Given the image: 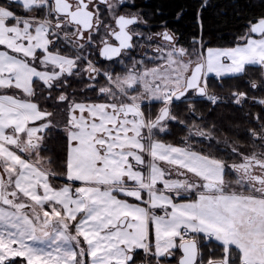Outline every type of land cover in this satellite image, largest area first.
<instances>
[{
  "label": "snow or ice",
  "instance_id": "snow-or-ice-1",
  "mask_svg": "<svg viewBox=\"0 0 264 264\" xmlns=\"http://www.w3.org/2000/svg\"><path fill=\"white\" fill-rule=\"evenodd\" d=\"M123 3L0 0V264H136L138 250L156 264L178 251L176 264H205L201 240L222 249L207 264H264V118L253 117L260 123L258 131L248 129L249 153L229 146L239 162L228 164L190 140L214 139V126L188 125L172 114L177 101L219 102L208 90L210 75L239 77L259 67L260 82L248 83L264 90V16L249 21L232 47L205 49L194 38L188 49L167 29L134 31L146 22L118 14ZM142 38L154 55L136 59L130 53L144 47ZM92 48L124 73L97 68L88 59ZM85 73L107 81L86 85L103 102L62 91ZM53 91L67 112L61 173L42 155L55 125L38 97L53 99ZM231 96L237 105L252 99L264 106L246 92ZM144 101L163 105L154 118ZM188 110L194 114V104ZM169 121L188 128L180 145L157 138ZM61 177L66 182L55 185Z\"/></svg>",
  "mask_w": 264,
  "mask_h": 264
},
{
  "label": "trees",
  "instance_id": "trees-1",
  "mask_svg": "<svg viewBox=\"0 0 264 264\" xmlns=\"http://www.w3.org/2000/svg\"><path fill=\"white\" fill-rule=\"evenodd\" d=\"M4 2L7 3V0ZM138 2L156 23H165L166 26L173 28L181 43L190 45L194 38H200L206 48L234 46L237 38L247 31L249 21L264 16V0H138ZM251 80L260 82V74L252 77L247 70L246 75L239 77L219 79L210 76L208 79L210 92L222 96L224 100L216 105L204 99L193 103L184 100L173 106L172 114L185 120L188 125L214 126V139L190 136L195 150L211 152L228 164L239 162V157L230 152L229 146L238 144L239 150L245 153L252 150V138L248 134V129L259 130L260 121L254 120L253 117L259 114L264 118V106L252 99H246L242 105H237L231 96V93L236 91L246 92L249 98L263 99L264 90H253L248 83ZM189 103L195 106L194 114L188 110ZM161 106L162 104L156 103L146 106L145 109L147 113L150 111L154 118ZM188 134L187 127L169 121L168 131L158 135L164 142L181 144L182 138ZM225 140L228 141L227 146ZM65 144L64 137H51L49 149L56 152L54 158H57L55 161L57 160L59 164L63 163ZM201 247L205 263L209 259L220 258L222 249L217 243L201 240ZM142 259L144 253L138 250L136 264H140Z\"/></svg>",
  "mask_w": 264,
  "mask_h": 264
},
{
  "label": "flooded vegetation",
  "instance_id": "flooded-vegetation-1",
  "mask_svg": "<svg viewBox=\"0 0 264 264\" xmlns=\"http://www.w3.org/2000/svg\"><path fill=\"white\" fill-rule=\"evenodd\" d=\"M114 2L119 4L120 0H114ZM117 13L118 14H126V15L138 14L139 17L141 18V20L145 21L146 23H138L134 27V31H140V32L144 33L145 36L150 35V34H155L158 32H162L165 29H167L168 31H170L171 33H173L177 37V46L178 47H184V48H188V49H191L193 47L192 44L186 45V44L181 43V41H180L179 37L177 36L175 30L173 28H171L170 26H166L165 23H162V24L156 23L151 17H149L145 13L144 7L138 2V0H124L123 5L119 6L117 8ZM108 22L109 21L107 19H105V23H108ZM96 39L98 41L99 36H97ZM195 39L201 40L200 38H195ZM139 43L143 44L144 47L143 48L137 47L134 51H132L130 53V55L132 57H135L136 59H141L145 52H147L148 56L154 55L151 48L148 47L149 42L146 39H143V38L140 39ZM152 47H155L154 43L152 44ZM204 48L206 49V47H204ZM91 52L93 53L92 55H88L87 51L84 54L88 55V59L93 61V63L95 64V66L97 68L101 69L102 71L112 72L113 74H123L124 73L125 68L123 65H121L119 63H113L111 61H108V60L100 57L98 54H95L96 53L95 48H92ZM146 63H147V61H146ZM125 64H127L130 67L131 61L126 59ZM84 66H85L84 63L82 62L81 67H84ZM147 66L152 67L153 65L151 63H148ZM247 70L249 71V76H252V77L258 76L260 74L259 71H261V69L259 67H252V66L248 67ZM210 76H214V75H210ZM90 83H96L97 88H98L100 86H104L107 83V81L104 79L103 76L97 77L96 81H90L87 78V73L83 74L79 78H76V100L81 99V98L87 99V100H95V99H99V98L100 99L104 98L102 96H99L97 92H95L89 88H86V85H88ZM208 90L210 92L209 86H208ZM218 96L220 97L219 101L224 100V98L222 96H220V95H218ZM199 99H204V98H200V97L190 98L188 101H191L193 103ZM204 100H206V99H204ZM177 102H179V101H177ZM177 102H175L173 104V106L176 105ZM156 103H160V102L159 101H144L143 102V108H144L146 114H147V110L145 109V107L155 105ZM173 106H172V110H173ZM193 131H195V130L193 129ZM192 136H194V135H192ZM193 147H194V145H193ZM206 242H208V241H206ZM211 242H213V241H211ZM201 251H202V247H201ZM175 259H177V257H175Z\"/></svg>",
  "mask_w": 264,
  "mask_h": 264
},
{
  "label": "rangeland",
  "instance_id": "rangeland-1",
  "mask_svg": "<svg viewBox=\"0 0 264 264\" xmlns=\"http://www.w3.org/2000/svg\"><path fill=\"white\" fill-rule=\"evenodd\" d=\"M14 9H17V7H13ZM18 10V9H17ZM207 48H227V47H207ZM73 55H74V53H73ZM62 91H64V92H66L68 95H69V97H70V99L71 98H74L75 100H76V78H71V79H69L68 80V87L67 88H63L62 89ZM60 94V92H58V91H53V99H44V97L43 96H39L40 97V99H43V100H45V102H44V106L45 107H47L48 109H50V107H52V110H53V115H54V117L52 118L53 120H58L57 122H61V121H64V123H65V121H66V119H67V112H66V105L65 104H63V103H58L56 100H55V97L56 96H58ZM47 95V93H45V96ZM264 99V98H263ZM159 104H161V103H159ZM62 134V135H61ZM47 136L48 137H50V138H48V139H50L51 140V137H55V136H59V137H61V138H63L64 137V135H63V133L62 132H60V135L59 134H47ZM157 138H159V135H157ZM160 139V138H159ZM50 140H48L49 142H50ZM49 153L48 154H50V155H52V156H54V157H56V152H53V151H48ZM55 159H57V158H53L52 160H53V170L55 171V172H57V173H61L62 171H61V169L63 168V166H62V163H57V160L55 161ZM227 179H235V176H233V175H229V176H227L226 177ZM62 179L61 178H58V179H56V180H54L53 182L55 183V184H61L62 182ZM180 255V252L179 253H177V260L179 259V256ZM145 257V256H144ZM144 259H142V261H143ZM141 261V262H142ZM141 264V263H140Z\"/></svg>",
  "mask_w": 264,
  "mask_h": 264
},
{
  "label": "crops",
  "instance_id": "crops-1",
  "mask_svg": "<svg viewBox=\"0 0 264 264\" xmlns=\"http://www.w3.org/2000/svg\"><path fill=\"white\" fill-rule=\"evenodd\" d=\"M38 99H39V101H40V104H41V107L43 108V109H46L47 111H49V112H52V113H54L53 112V110H52V107H50V109H48L47 107H45L44 106V102H45V100H43V99H40V97H38ZM105 98H102V99H95V100H87V99H83V98H81V99H77V101H87V102H103V100H104ZM48 100V99H47ZM49 101V100H48ZM53 117H54V115H53ZM52 117V118H53ZM58 120H53L52 119V122H53V124L55 125V127H53L47 134H60V132H62L63 133V135H64V132H63V127H64V121H61V122H57ZM59 129V130H58ZM62 135V134H61ZM159 139V138H158ZM161 140V139H160ZM46 143H47V146H48V148H49V146H50V142L48 141V139L46 140ZM173 144V143H172ZM174 145H180V144H174ZM52 150L50 149V152H51ZM49 152H44V153H42V155H44V156H51L52 157V159L54 158V156H52V155H50V154H48ZM62 165H63V163H62ZM51 168L53 169V163L51 164ZM61 171H63V168L61 169ZM61 179H62V183L61 184H55L54 182V184L55 185H57V186H59V185H62V184H64L65 182H66V180L63 178V177H61ZM121 198H123V197H121ZM130 202H134V201H131V199H130ZM156 212H157V214H159V215H162L163 214V212L161 211V210H156ZM213 242H215L214 240H213ZM216 243V242H215ZM177 253H179V251L177 252ZM177 253H176V256L175 257H177ZM181 254V253H180ZM151 262H152V264H156V262H155V260H153V259H151ZM176 262H177V259H175V258H168V259H162L161 260V264H176Z\"/></svg>",
  "mask_w": 264,
  "mask_h": 264
}]
</instances>
